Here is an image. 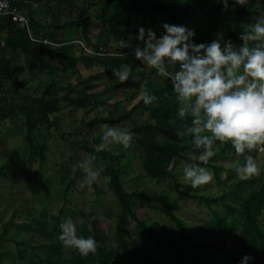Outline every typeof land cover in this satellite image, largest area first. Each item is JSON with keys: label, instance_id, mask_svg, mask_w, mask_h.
<instances>
[{"label": "rangeland", "instance_id": "rangeland-1", "mask_svg": "<svg viewBox=\"0 0 264 264\" xmlns=\"http://www.w3.org/2000/svg\"><path fill=\"white\" fill-rule=\"evenodd\" d=\"M106 1L39 0L28 3L30 12H34L35 16H38V22L45 27H53V18L57 17L59 26L67 27L66 37L71 39L66 56L70 59L79 56L83 58L78 60L81 62L74 70L52 74L39 71L34 73L31 77L33 83L27 87L29 81H26L19 89L20 93L36 96L48 84L62 83L69 84L76 91L82 89L84 84L92 85L99 96L98 105L89 109L73 108L65 102H60V111L52 114L51 122L42 125L38 130V141L44 147L38 154L28 149L23 150L26 145L24 129L22 125H17L15 120L11 122L13 118L20 120L19 117L12 116L4 119L3 123L0 122V264H84L85 258L91 259L94 264H230L228 256L232 250L233 230L216 225L215 218L205 203L185 198L176 192H170V196L177 205L175 214L187 226L186 237L191 247L181 239L180 229L176 223L162 213L160 204L144 201H136L133 211L139 221L152 229L153 234L137 226L134 220H130L123 234L127 247L123 248L119 244L116 230L121 207L109 182L106 159H103L96 149L86 152L80 148V145L92 144L95 137L100 140L103 136L101 125L90 130L83 121L95 116L116 115L130 110L142 99L140 93L143 90V80L136 72L140 68L138 66L134 68L135 60L129 59L126 62L132 65L133 71L124 82H119L115 76H104L103 65L90 61V57L94 55L102 57L107 51L115 52L118 48L117 42L108 36L96 18L97 10L102 9ZM155 1L172 2L178 7L186 2H196V0ZM82 12L85 13L83 17L89 21V44L84 41L78 29L70 28L72 21ZM257 17L245 16L241 19V24L248 30V25L254 23ZM164 22L170 23L163 15L132 13L133 27L138 30L140 26L152 28L158 37L165 31ZM185 22L195 31L205 33V28L198 22L188 17H185ZM226 28L224 25L222 30L213 32L214 36L218 38V34L223 35ZM102 38L107 41L105 46L99 47L98 51L102 55L84 51L82 44L96 51L93 45L98 44ZM58 47L61 45L52 46ZM61 51L54 52V57L51 58L52 65L61 67L67 63L65 56L61 57ZM13 88V83H9L6 85L7 90L0 89L2 92L0 99L7 97L6 100L15 101L19 91L12 92ZM140 113L136 111L133 118L137 117L140 120L143 117ZM117 126H128V122ZM167 139L166 136L157 134V140ZM190 140V136H187V141ZM218 145L217 155L211 163L215 162L222 167L219 178H215L214 175L211 182L197 188H192L181 178L183 168L188 162L181 156L173 157L168 169L176 175L178 183L183 185L182 189L196 194L218 196L230 191V185L242 179L236 173V165L243 163L248 153H233L224 160L221 158L223 154L221 148L224 144L218 142ZM106 149L110 156L117 159L112 165L118 167L119 179L124 190L149 194L169 192L171 180L147 176L143 171L141 152L134 149L131 144L125 147L120 143H112ZM77 151L82 155V160L91 158L93 165L102 169L95 182L87 183L86 172L74 167L77 165L74 161ZM191 152L194 151L188 149L179 153L185 155ZM250 152L262 170L264 148L258 146ZM40 155L44 157V161H40ZM208 168L212 170L211 167ZM247 190L248 184L245 183L242 188H236L235 192L243 196ZM223 201L235 206L236 196L228 194ZM12 205L14 214L10 218L9 209ZM216 208L221 214L227 212L222 203L216 205ZM41 211L48 214L45 231H50L51 233L47 232L50 236L47 234L44 236L26 226L33 217H38ZM67 216H71L75 221L78 235L95 236L97 240L95 252L84 255L74 248L65 247L57 232L51 231L54 224L52 218L58 217L63 220ZM259 220L264 222V212Z\"/></svg>", "mask_w": 264, "mask_h": 264}, {"label": "trees", "instance_id": "trees-1", "mask_svg": "<svg viewBox=\"0 0 264 264\" xmlns=\"http://www.w3.org/2000/svg\"><path fill=\"white\" fill-rule=\"evenodd\" d=\"M11 2L13 6L22 11L23 3L21 1ZM102 7V9L97 10L96 18L108 36L117 42L118 48L115 52L107 51L102 57L94 55L90 57V61H96L103 65L104 76L114 77L113 67H118L128 62L129 59L135 60L136 65L134 68L137 66L140 68L136 72L142 77L143 89L147 88L158 99L147 104L142 98L130 110H125L116 115L95 116L88 119V121H83V124L91 130L104 123L120 125L123 122H128V126L122 127H127L136 133L131 146L141 152L144 173L154 179L171 180L169 192L159 194H149L136 190L127 192L123 189L120 182L118 167L112 165L117 159L110 156L107 149L97 151L101 153L103 159H106L110 178L109 182L121 207V216L116 230L119 244L123 248L127 247L123 234L125 228L131 222L130 220H134L137 222V226L153 234L152 229L139 221L133 211L136 201H144L160 204L162 213L176 223L180 229L181 239L186 245L190 246V242L186 237L187 226L175 214L177 205L170 196V192H176L185 198L205 203L210 208L216 225H221L227 230H233V235L231 236L232 250L228 256L230 264H239V261L245 254H251L255 258L250 264H264V222L259 220V217L264 212V168L260 171L259 175H254L248 179H238V181L230 185V191L218 196L196 194L182 189L183 185L178 183L176 175L168 169L173 157L181 156L188 163L196 162L203 164L201 161H193L190 153L185 155H180L179 153L181 150L188 149L197 153L199 152V149L195 148L191 137V140L187 141V135H179V132L183 130V125L191 123V116L189 115L186 121L178 117V102L170 80L157 77L155 69L151 66H146L141 60L136 58L135 48L137 45L143 46L144 42L137 39L139 30L131 24L132 13L136 12L146 13L150 16L163 15L170 23L185 25V17H188L205 28L204 34L195 31L196 34L193 39L196 43H210L213 39H216L213 32L222 30L224 25H226L227 28L223 34L224 40L231 39L235 45H238L243 43L240 36L241 32L247 31L245 26L241 24V19L245 16L254 17L263 14L264 3H257V0H248V3L230 6L225 10L222 0H196L195 3L186 2L181 7L172 2L155 0H107ZM83 16H85V13L82 12L77 19L72 21L70 28L74 30L78 29L84 41L89 44V21ZM26 17L37 37L65 46V49L69 48L71 39L66 37L67 27L65 25L59 26L57 17L53 18V27H45L40 22L35 21L33 17L27 15ZM122 40L127 42L126 47L122 46ZM106 43L107 41L102 38L93 47L98 51L99 47L105 46ZM51 47L50 45L43 46L40 43L31 42L25 29L20 28L8 16L0 17V89L7 90L6 85L13 83L14 88L12 92L15 91L17 93L24 86L27 79L24 77L14 82L13 76L16 73L25 74V71L30 73L39 71L47 74L63 73L68 70H74L76 62L83 58L79 56L67 59V63L62 67L52 65L45 60V54ZM122 53H125V55ZM21 56L25 59L24 65L20 64ZM50 84L36 96L25 95L19 91L15 101L11 99L6 100L7 97L0 99V120L12 116L19 117L25 132L26 145L23 150L28 149L36 152L35 154L44 150V147L38 141V130L42 125L51 122L50 116L52 114L60 111V102L67 103L69 107L83 109H89V107L95 108L98 105L99 93L96 92L92 85L84 84L82 89L76 91L69 84ZM136 111L141 112L140 116H143L140 120L137 117L136 119L133 118ZM159 133L168 139L165 141L157 140V134ZM95 138L92 144L80 145V148L86 152L96 149L95 145L99 143L102 137L100 140L98 137ZM261 147L264 148V145ZM221 150L223 152L221 158L224 160H227L230 155L236 153L231 144H224ZM40 159V161H44L42 155H40ZM81 160L82 155L77 151L74 161L78 163ZM212 161H214V157L205 166L211 167L215 178L218 179L219 171L222 170V167L215 162L211 163ZM245 183L248 184V190L243 196H239L235 192V189L242 188ZM228 194H235V206L224 203L223 200ZM220 203L227 209V212L224 214H221L216 208V205ZM47 218L48 214L46 211H41L40 215L33 217L26 226L32 231H37L44 236L46 234L50 236L48 233L51 232L45 231ZM52 219L54 220V224L51 231L57 232L59 235L62 220L58 217ZM83 261L86 264H94L88 258L83 259Z\"/></svg>", "mask_w": 264, "mask_h": 264}, {"label": "clouds", "instance_id": "clouds-1", "mask_svg": "<svg viewBox=\"0 0 264 264\" xmlns=\"http://www.w3.org/2000/svg\"><path fill=\"white\" fill-rule=\"evenodd\" d=\"M222 3L227 10L248 0H222ZM163 28L164 33L158 37L154 29L140 26L137 39L144 44L136 46L135 56L155 69L157 77L170 80L178 102V117L186 121L191 116V123H185L179 135L192 138L199 152L190 155L193 161L203 164L186 163L182 180L192 188L213 180L214 172L205 165L217 155L218 142L231 144L237 154L248 153L244 162L236 165L240 178L259 175L261 168L250 150L264 145V15L241 32L243 43L240 46L231 39L225 41L222 34L210 43H196L195 29L185 24L164 22ZM121 44L127 46L124 40ZM112 70L115 78L124 82L133 68L130 63H123ZM140 96L147 104L158 99L147 88ZM101 127L103 136L95 145L97 151L105 150L112 143L128 147L136 136L127 127L108 123ZM74 167L86 172L89 184L95 182L102 171L93 165L91 158L79 161ZM60 228L59 239L65 247L84 255L96 251L95 236L78 235L71 216L61 221ZM254 259L251 254H245L239 264H250Z\"/></svg>", "mask_w": 264, "mask_h": 264}, {"label": "built area", "instance_id": "built-area-1", "mask_svg": "<svg viewBox=\"0 0 264 264\" xmlns=\"http://www.w3.org/2000/svg\"><path fill=\"white\" fill-rule=\"evenodd\" d=\"M2 16L10 17L11 20L13 22L17 23V25L20 28L25 29L27 36L31 42L40 43L43 46H45V45L57 46V44H54V43H52L46 39H43L41 37H37L34 34L26 15L22 11H20L17 7L13 6L11 0H0V17H2ZM82 47H83L84 51L87 53L102 55V53L100 51L90 50L83 44H82Z\"/></svg>", "mask_w": 264, "mask_h": 264}, {"label": "crops", "instance_id": "crops-1", "mask_svg": "<svg viewBox=\"0 0 264 264\" xmlns=\"http://www.w3.org/2000/svg\"><path fill=\"white\" fill-rule=\"evenodd\" d=\"M11 1H21L23 4H22V11L27 15V16H31V17H33L34 18V20L36 21L37 20V15L35 16V13L34 12H30V10H29V6H28V3H30V1H33V2H37V1H39V0H11ZM38 21V20H37ZM40 21V20H39ZM65 46H62L61 45V47H58V48H50L49 49V51L48 52H46V54H45V60L48 62V63H52V57H54L53 56V54H54V52L56 53V52H58V51H61L62 49V51H61V57H63V56H65V60H67V59H70L68 56H66V53L68 52L67 50L68 49H65L64 48ZM59 48H61V49H59ZM73 49H75V48H73ZM64 58V57H63ZM24 62H25V59H24V57L23 56H21L20 57V64L21 65H24ZM81 61H78V62H76V64H75V67H77V65H79V63H80ZM56 66V65H55ZM59 67V66H58ZM62 67V66H61ZM34 72H36V71H33L32 73H30V72H28V71H25V74H21V73H16L14 76H13V81L14 82H17V81H19V80H21L22 78H26L27 79V81H29L28 83H29V85H26L27 87L28 86H30L31 85V83H33L31 80H32V75H34ZM36 73H38V72H36ZM37 80V79H36ZM15 120V121H14ZM16 122L17 123V125H21L20 123H21V121L20 120H18V119H14L13 118V120L11 121V122ZM0 122L1 123H3V120H0ZM11 204H12V202H11ZM9 214H10V218L13 216V214H14V207H13V205L11 206V208L9 209Z\"/></svg>", "mask_w": 264, "mask_h": 264}]
</instances>
